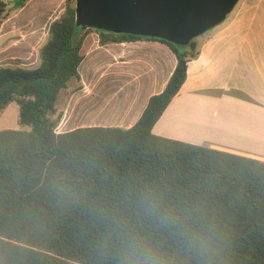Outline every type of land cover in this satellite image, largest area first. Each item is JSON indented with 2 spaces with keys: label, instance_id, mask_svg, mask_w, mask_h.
I'll return each instance as SVG.
<instances>
[{
  "label": "trees",
  "instance_id": "16d2710c",
  "mask_svg": "<svg viewBox=\"0 0 264 264\" xmlns=\"http://www.w3.org/2000/svg\"><path fill=\"white\" fill-rule=\"evenodd\" d=\"M28 1L0 0V23ZM75 3L50 24L38 67H0V117L15 102L21 126L0 130V264H264V161L153 134L196 43L83 29ZM90 31L102 45L161 41L177 65L133 127L57 133Z\"/></svg>",
  "mask_w": 264,
  "mask_h": 264
},
{
  "label": "crops",
  "instance_id": "0c3cea01",
  "mask_svg": "<svg viewBox=\"0 0 264 264\" xmlns=\"http://www.w3.org/2000/svg\"><path fill=\"white\" fill-rule=\"evenodd\" d=\"M63 1L29 0L12 11L0 23V44H25L22 28L29 24L34 35L26 44H35L42 30L47 41ZM46 41L38 49L39 64ZM192 41L196 57L188 62L187 79L153 134L264 161V0H239L221 24ZM81 52V79L70 80L56 102L57 133L133 127L150 98L165 90L177 65L175 53L161 41L102 45L95 31L86 34ZM7 124L1 115L0 130L10 129Z\"/></svg>",
  "mask_w": 264,
  "mask_h": 264
},
{
  "label": "water",
  "instance_id": "95a60500",
  "mask_svg": "<svg viewBox=\"0 0 264 264\" xmlns=\"http://www.w3.org/2000/svg\"><path fill=\"white\" fill-rule=\"evenodd\" d=\"M239 0H75L76 24L188 45L221 24Z\"/></svg>",
  "mask_w": 264,
  "mask_h": 264
},
{
  "label": "rangeland",
  "instance_id": "374dc122",
  "mask_svg": "<svg viewBox=\"0 0 264 264\" xmlns=\"http://www.w3.org/2000/svg\"><path fill=\"white\" fill-rule=\"evenodd\" d=\"M41 1L38 2L40 4ZM8 9H12L15 0H8ZM57 2H55V5ZM76 5V3H75ZM65 9V0L63 1L61 8L58 10L56 15L63 13ZM45 12V11H44ZM61 13V14H62ZM42 27L38 28L41 29ZM24 31V40L25 44H0V66H21L26 68L36 67L39 64L38 60V49L46 41L47 33L46 30H42L40 37L35 44H26L30 43L34 33L32 34L31 24L22 28ZM27 31V32H25ZM31 32V33H30ZM13 39L9 43H13ZM67 90L63 91L60 95L57 105H60V100L62 99L63 94ZM5 119H7V127L10 129H20L19 125V105L15 102L11 103L6 110L3 112ZM7 116V117H6Z\"/></svg>",
  "mask_w": 264,
  "mask_h": 264
}]
</instances>
